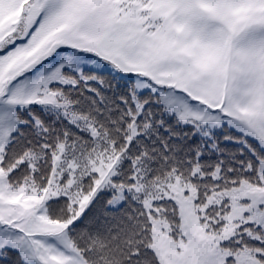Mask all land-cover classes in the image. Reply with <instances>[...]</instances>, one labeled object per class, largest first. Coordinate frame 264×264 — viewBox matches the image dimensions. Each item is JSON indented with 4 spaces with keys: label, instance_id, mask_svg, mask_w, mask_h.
Returning <instances> with one entry per match:
<instances>
[{
    "label": "snow or ice",
    "instance_id": "snow-or-ice-1",
    "mask_svg": "<svg viewBox=\"0 0 264 264\" xmlns=\"http://www.w3.org/2000/svg\"><path fill=\"white\" fill-rule=\"evenodd\" d=\"M0 264H264V0H0Z\"/></svg>",
    "mask_w": 264,
    "mask_h": 264
}]
</instances>
